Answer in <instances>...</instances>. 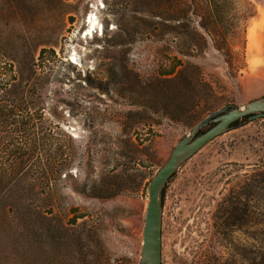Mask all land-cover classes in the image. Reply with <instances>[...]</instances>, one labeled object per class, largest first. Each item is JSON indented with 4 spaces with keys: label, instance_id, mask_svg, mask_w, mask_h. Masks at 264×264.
Instances as JSON below:
<instances>
[{
    "label": "rangeland",
    "instance_id": "obj_1",
    "mask_svg": "<svg viewBox=\"0 0 264 264\" xmlns=\"http://www.w3.org/2000/svg\"><path fill=\"white\" fill-rule=\"evenodd\" d=\"M260 98L264 0H0V264H140L176 144ZM162 256L264 264V118L169 181Z\"/></svg>",
    "mask_w": 264,
    "mask_h": 264
},
{
    "label": "water",
    "instance_id": "obj_2",
    "mask_svg": "<svg viewBox=\"0 0 264 264\" xmlns=\"http://www.w3.org/2000/svg\"><path fill=\"white\" fill-rule=\"evenodd\" d=\"M245 118L254 122L264 118V98L252 101L243 111L236 107L223 108L202 120L191 136L180 140L170 158L159 169L149 189V204L143 229V245L140 264H162L164 204L162 194L169 181L180 168L199 153L205 146L229 132L238 121ZM211 123L215 126L201 133Z\"/></svg>",
    "mask_w": 264,
    "mask_h": 264
},
{
    "label": "trees",
    "instance_id": "obj_3",
    "mask_svg": "<svg viewBox=\"0 0 264 264\" xmlns=\"http://www.w3.org/2000/svg\"><path fill=\"white\" fill-rule=\"evenodd\" d=\"M234 35H235V36H239V35H240V30L237 29ZM220 50L222 51L221 48H220ZM46 52H47V50H42V52H41V58L44 57V54H45ZM46 79H47V77L40 76V75L35 71L34 67L31 66L29 72H28V73H25V88H26V87H33V86H42V85L44 84V81H45ZM23 84H24V82L21 81V82H19L17 85H18V86H21V85H23ZM28 118H29V117H28ZM243 121H244V122H247L248 119L245 118V119L242 120V121H238V122H236L235 124H233L231 130H233V129H237V128L241 127ZM249 123H250V122H249ZM132 145H133V144H132ZM174 176H175V175H174ZM174 176H173V177H174ZM165 193H166V188L164 189L163 194H162L163 204H164V202H165ZM245 215H246V210H244V212H243L242 214L239 215V219H238V217H237V219H238L237 221H238L239 223H242V221H244V217H245Z\"/></svg>",
    "mask_w": 264,
    "mask_h": 264
},
{
    "label": "bare ground",
    "instance_id": "obj_4",
    "mask_svg": "<svg viewBox=\"0 0 264 264\" xmlns=\"http://www.w3.org/2000/svg\"><path fill=\"white\" fill-rule=\"evenodd\" d=\"M91 24H92V27H96V25H97V19H94L93 17L91 18ZM89 33H91V31L89 32ZM93 33V37H94V32H92ZM255 42V37L253 36L252 37V39H251V44H253ZM73 59H75L76 60V57H74L73 56ZM71 61V60H70ZM245 109H243V111H244Z\"/></svg>",
    "mask_w": 264,
    "mask_h": 264
},
{
    "label": "snow or ice",
    "instance_id": "obj_5",
    "mask_svg": "<svg viewBox=\"0 0 264 264\" xmlns=\"http://www.w3.org/2000/svg\"><path fill=\"white\" fill-rule=\"evenodd\" d=\"M76 61L75 60H73V63H75Z\"/></svg>",
    "mask_w": 264,
    "mask_h": 264
}]
</instances>
